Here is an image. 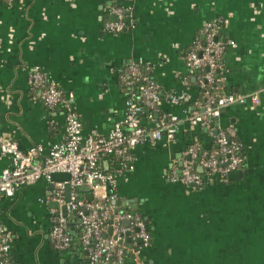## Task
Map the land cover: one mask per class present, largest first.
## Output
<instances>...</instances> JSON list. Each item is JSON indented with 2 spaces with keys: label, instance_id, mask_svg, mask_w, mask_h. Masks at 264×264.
Masks as SVG:
<instances>
[{
  "label": "crops",
  "instance_id": "1",
  "mask_svg": "<svg viewBox=\"0 0 264 264\" xmlns=\"http://www.w3.org/2000/svg\"><path fill=\"white\" fill-rule=\"evenodd\" d=\"M114 7L123 9L127 20L118 34L104 30L105 23L115 21ZM217 20L223 23L220 36L238 47L222 56L221 95L245 98L261 92L254 109L244 101L213 122L215 131H232L244 151L243 166L235 177L212 179L201 189L173 182L189 145L209 150L213 143V133L185 122L173 142L137 147L120 168L112 196L121 211L135 207L146 221L150 244L142 252L144 264H264V0H0V134L23 152L37 145L46 152L64 135L61 112L49 111L29 88L34 67L73 96L84 137L107 136L125 117L121 79L133 63L151 68L161 96L188 98L177 106L162 99L154 122L182 121L201 105L185 56L201 38L202 25ZM141 124L154 127L144 118ZM9 165L8 158L0 159V172ZM112 165L108 161L105 171ZM48 189L40 181L11 199L0 198L10 261L90 264L73 216L70 246L60 252L52 247V211L58 207L45 202ZM122 264L133 262L127 256Z\"/></svg>",
  "mask_w": 264,
  "mask_h": 264
},
{
  "label": "built area",
  "instance_id": "2",
  "mask_svg": "<svg viewBox=\"0 0 264 264\" xmlns=\"http://www.w3.org/2000/svg\"><path fill=\"white\" fill-rule=\"evenodd\" d=\"M111 14L115 21L105 23V32L118 34L125 30L127 20L123 9L114 7ZM222 26V21L218 20L205 22L200 30L201 38L193 41L185 56L187 72L195 78L200 90L201 105L182 121L168 117L154 122V112L162 99L177 106L186 104L188 98L184 93L161 96L156 83L144 74L150 73L151 68L133 63L121 79L127 91L125 117L107 136L94 133L84 137L74 110L73 96H66L55 83L46 80L38 67H34L29 74V88L49 111L59 109L64 121L63 139L49 146L46 152L40 145L23 152L10 137L0 134V159L10 160L9 167L0 172V198L11 199L19 190L43 181L49 187L45 202L58 207L52 211L49 233V241L56 251L66 250L71 244L68 221L73 216L79 223L80 247L87 253L90 264H122L127 256L133 264H144L142 252L150 244V235L140 213L129 208L117 211L116 198L108 194V190L116 188L120 168L131 161L132 152L140 145H154L162 140L173 142L182 122L191 128L214 132L213 122L227 107L244 101H249L251 109L260 104L261 92L245 98L215 93L216 85L223 83V54L228 49L238 48L234 41L220 36ZM202 70L205 72L201 74ZM142 118L154 123V127H144ZM232 135L231 130L218 133L217 151L209 152L196 143L189 145L183 152L181 169L177 175H172V181L196 189L204 184L200 171L223 182L231 173L239 172L243 166L242 148L234 142L228 145ZM109 159L119 161L118 172L105 171ZM54 174H67L69 180L52 182ZM66 186L70 187L68 201L65 199ZM125 222L128 223L126 227L123 226ZM9 250L10 237L0 228V264H13Z\"/></svg>",
  "mask_w": 264,
  "mask_h": 264
},
{
  "label": "trees",
  "instance_id": "3",
  "mask_svg": "<svg viewBox=\"0 0 264 264\" xmlns=\"http://www.w3.org/2000/svg\"><path fill=\"white\" fill-rule=\"evenodd\" d=\"M142 68H144V67H142ZM204 72H205V70H202L201 74L204 73ZM144 74L146 75V77H147L148 79L151 80L150 75H149L150 73H144ZM123 76H125V75H123ZM121 86H122V85H121ZM122 88H124V87L122 86ZM221 90H222L221 85L217 84V85H216V91H215V93L218 94V95H221ZM57 110H59V109H57ZM219 132H221V131H214V132H211V133H213V135H212V136H213V143H212V145L210 146V148H209V150H208L209 152L217 151V150H218V148H217V146H216V144H215V140H216V138H217ZM233 142L236 143V145H239L233 137H229V139H228V141H227L228 145L230 146ZM199 145L201 146V144H199ZM240 157H241V159H243V160H244V158H245L243 149H242V151L240 152ZM110 160L113 161V165L110 167V170H109V171L107 170L106 172H108V173H113V174H114V173H116L117 170L119 169V168H118V167L120 166V165H119V161H117V160H113V159H109L108 161H110ZM200 174H201V176H202L203 179H204V184H203L202 186H200L199 188H196V189H201L205 184H207L210 180L213 179L210 175H208V174L205 173V172H200ZM119 205H120L119 202H116L115 207H116L117 211L123 212V211L120 210V206H119ZM125 211H126V210H125ZM140 215H141L142 221H143L144 224L146 225V230H147V232L149 233V230H148V227H147L146 221L144 220L143 215H142V214H140Z\"/></svg>",
  "mask_w": 264,
  "mask_h": 264
},
{
  "label": "water",
  "instance_id": "4",
  "mask_svg": "<svg viewBox=\"0 0 264 264\" xmlns=\"http://www.w3.org/2000/svg\"><path fill=\"white\" fill-rule=\"evenodd\" d=\"M201 172V171H200ZM237 175V172L231 173L229 176V178H233ZM69 180V176L67 174H54L51 176V181L52 182H67ZM69 193H70V187L66 186L65 187V199L66 201L69 200ZM108 194H112V190H108ZM56 207V204L54 205ZM57 208V207H56ZM132 210H135V207H131ZM64 209H62L63 211ZM128 225V223H123V226L126 227Z\"/></svg>",
  "mask_w": 264,
  "mask_h": 264
}]
</instances>
